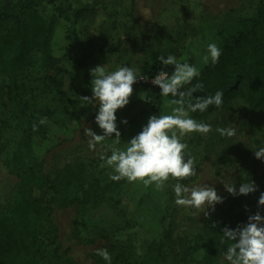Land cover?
Wrapping results in <instances>:
<instances>
[{
    "label": "rangeland",
    "instance_id": "obj_1",
    "mask_svg": "<svg viewBox=\"0 0 264 264\" xmlns=\"http://www.w3.org/2000/svg\"><path fill=\"white\" fill-rule=\"evenodd\" d=\"M9 1L17 5V0ZM258 4L259 0L36 2L33 9L46 20H52L50 45L60 72L45 66L40 52L34 50L26 74L23 96L26 106L17 111L8 104L7 78L0 72V133L5 146L0 155V219L8 215L19 184L8 165L14 152H21L25 163L33 160L51 183H55L63 169L76 162L88 163L94 174L105 173L109 178L113 170L101 167L103 161L99 156L111 154L113 141L106 140L95 151L89 149L84 128L91 127L102 134L95 123L98 106L80 100V96L92 95L90 69L103 65L111 72L121 67L115 65L116 58L103 54L106 47L124 43L127 47L137 46L140 53L165 51L200 70L206 64L208 44L215 43L221 48L225 39L248 30ZM83 7L91 11L75 21L74 10ZM9 26L5 24L3 30ZM245 85L244 80L235 81L228 87L222 107L214 106L201 121L212 126L210 133H190L183 138L188 154L195 158L197 175L180 182L189 187L214 185L224 198L210 217L224 206L229 194L221 181L235 184L237 190L241 183L251 180L259 190L264 186V161L256 159L253 152L264 147V117L251 112L233 91L234 87ZM133 89L130 103L116 113L121 132L117 147L121 149L154 115L145 104L146 87L136 83ZM167 102L162 104L160 115L171 114ZM46 111L52 112L50 117ZM44 117L47 122L41 124ZM125 119L126 125L121 123ZM33 125L42 127L43 133L34 132L28 140L25 129ZM218 127L234 128L236 135L221 136L216 131ZM176 182L170 178L164 190L158 191L154 185L145 187L139 181H126L121 197L127 214L110 207L84 210L78 206H52L40 222L38 244L45 253L46 264H108L96 255L97 249L108 250L111 264H140L148 253L145 264H178L187 249L198 243L210 217L175 204L172 185ZM257 192L247 196L256 198ZM35 197L46 200L49 194L37 193ZM161 252L167 255L160 258ZM216 264H227L223 254L217 257Z\"/></svg>",
    "mask_w": 264,
    "mask_h": 264
},
{
    "label": "trees",
    "instance_id": "obj_2",
    "mask_svg": "<svg viewBox=\"0 0 264 264\" xmlns=\"http://www.w3.org/2000/svg\"><path fill=\"white\" fill-rule=\"evenodd\" d=\"M38 1L44 0H17L15 6L9 0H0V72L7 78V101L13 111L26 106L23 102L27 85L25 81L28 79L26 74L34 50L40 52L45 66L60 72L58 60L53 57L50 45L52 20H46L33 9ZM90 11L87 7L78 8L74 10L73 18L77 21ZM5 24L10 26L3 30ZM220 49L222 55L219 62L212 64L209 59L200 69V76L191 85H186L185 90L202 83L203 89H198L194 96L214 95L217 91H222L225 97L229 86L237 80H244V87H234L235 96L241 98L251 112L261 113L264 117V0H259L257 14L251 20L250 28L225 39ZM139 50L135 45L127 47L122 43L106 47L103 54L116 58L115 65L137 69L139 77L154 78L161 70L171 75L172 66L165 68L158 60L160 56L166 58L168 52L146 54ZM145 87V104L153 114L160 115L164 101L173 97L161 96L160 88L156 85ZM213 110L214 106H210L203 113L195 112L190 115L201 122ZM46 113L49 117L52 114L50 111ZM40 128L42 127L39 126L35 131L33 127L26 128L28 140L34 132L43 133ZM4 149L0 133V155ZM8 165L16 174L19 184L15 200L7 209L8 215L0 219V264H46L45 253L38 244L41 236L40 222L52 206H78L84 210L110 207L127 214L121 197L126 180L117 182L106 178L105 173L94 174L93 166L88 163L76 162L63 169L55 183L50 182L33 160L25 163L21 152L12 153ZM261 192H264V186L260 187L256 198L228 194L224 206L205 222L198 243L187 249L178 264H216L217 257L224 254L230 243H219L223 235L221 229L225 226L234 229L239 224L247 223L248 216L257 211ZM37 193L49 194V198L39 200L35 197ZM260 211L264 215V208ZM216 222L218 226L214 228L212 225ZM149 255L150 253L146 254L140 264H145ZM166 255L162 253L160 258Z\"/></svg>",
    "mask_w": 264,
    "mask_h": 264
},
{
    "label": "clouds",
    "instance_id": "obj_3",
    "mask_svg": "<svg viewBox=\"0 0 264 264\" xmlns=\"http://www.w3.org/2000/svg\"><path fill=\"white\" fill-rule=\"evenodd\" d=\"M207 51L205 63L209 58L212 64L218 63L222 50L215 43H209ZM158 60L165 68H173L171 75L161 70L152 80L160 88L161 96L173 97L167 102L171 114L151 115L147 124L126 143L124 149L117 147L121 143V132L116 113L130 103L133 85L142 78L138 76L137 69L128 66H121L111 72H107L103 65L90 69L92 95L80 96V100L98 106L95 123L102 134H97L91 127H85L88 147L95 151L97 145L112 139L111 154L102 153L99 156L103 161L101 167L113 170L109 174L110 180H126L129 183L139 181L145 187L154 185L156 190L162 191L171 178L177 181L172 185L175 204L194 209L208 218L215 211V206L224 202V198L218 194L214 185L204 183L189 187L180 182L197 175L195 158L188 154V145L183 142V138L190 133L207 135L213 130L210 124L198 122L190 113H203L210 106L222 107L224 93L217 91L214 95L194 96L198 89H203V84L197 83L186 90L185 86L191 85L200 76V70L194 64L178 61L172 54L166 58L160 56ZM46 122V117L41 118V124ZM121 123L126 125L128 121L125 119ZM33 130H37L36 125H33ZM216 131L229 138L236 135L234 128L218 127ZM253 152L256 159L264 161V147ZM221 182L234 197L259 191L254 180L241 183L238 190L235 184ZM261 208H264V192L260 193L257 211L248 216L247 223L239 224L234 229L228 226L221 229L223 235L219 243L223 245L226 241L230 242L223 254L227 264H264V215H261ZM245 209L248 210L247 206ZM212 226L217 227L218 222ZM96 255L111 264V254L107 249H97Z\"/></svg>",
    "mask_w": 264,
    "mask_h": 264
},
{
    "label": "built area",
    "instance_id": "obj_4",
    "mask_svg": "<svg viewBox=\"0 0 264 264\" xmlns=\"http://www.w3.org/2000/svg\"><path fill=\"white\" fill-rule=\"evenodd\" d=\"M140 78L142 79H139L137 84L139 85H143V86H155L153 83H152V80L153 78H145L143 76H140Z\"/></svg>",
    "mask_w": 264,
    "mask_h": 264
}]
</instances>
